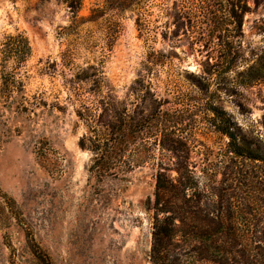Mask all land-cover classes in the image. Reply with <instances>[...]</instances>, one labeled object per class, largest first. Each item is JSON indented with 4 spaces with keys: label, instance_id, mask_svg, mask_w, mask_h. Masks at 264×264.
I'll use <instances>...</instances> for the list:
<instances>
[{
    "label": "rangeland",
    "instance_id": "374dc122",
    "mask_svg": "<svg viewBox=\"0 0 264 264\" xmlns=\"http://www.w3.org/2000/svg\"><path fill=\"white\" fill-rule=\"evenodd\" d=\"M200 1L133 0L95 19L105 0H0V52L5 37L17 33L32 47L21 65L0 54V190L21 214L17 224L0 200V264H40L29 250L31 236L51 264H152L161 207L155 175L177 178V163L187 162L201 193L193 204L214 208L235 169L212 110L264 140V0L249 3L229 73ZM209 1L216 13L217 0ZM250 66L257 80L241 86L240 73ZM137 80L162 101L161 130L171 135L145 136L155 144L154 160L124 177L91 176L93 155L79 147L85 127L76 112L95 109L96 81L103 83L99 97L139 101L131 96ZM41 147L56 163L54 173L39 161Z\"/></svg>",
    "mask_w": 264,
    "mask_h": 264
},
{
    "label": "trees",
    "instance_id": "16d2710c",
    "mask_svg": "<svg viewBox=\"0 0 264 264\" xmlns=\"http://www.w3.org/2000/svg\"><path fill=\"white\" fill-rule=\"evenodd\" d=\"M251 1L257 4V0H217L220 9L216 13L209 11L211 1H200L204 24L218 33L225 73L231 72L238 63L237 46L243 35L244 18L251 11ZM132 2L105 0V9L95 10L94 18L103 17L108 8L126 10ZM176 10L180 25H184L182 10L178 6ZM2 46L0 54L4 63L12 61L21 65L32 56L31 43L23 33L5 37ZM240 75V84L244 87L257 80L254 66ZM5 81L8 80L5 78ZM95 83L94 94L98 98L95 109L76 112L85 127L79 147L93 155L89 167L91 176L120 179L135 167L154 160L151 155L154 143L144 137L149 136L147 140L156 138L155 130L163 133L162 137L171 135L161 130L167 113L163 111L162 101L154 100L156 95L144 81L137 80L138 86L131 92V96L140 98L139 101L99 97L103 83ZM212 112L215 123L219 121L217 130L228 139L226 155L235 172L230 173V180L227 179L229 186H222L213 209L193 204L201 193L197 192L187 162L176 164L177 178L162 170L155 175L156 204L161 207L152 233V264H264V209L260 205L264 202V140L251 130L236 126L217 109ZM37 157L45 164L43 168L47 172L54 173L50 167L55 170L56 163L43 147L38 150ZM233 191L237 194H229ZM0 200L3 201L2 210L8 209L10 204L12 218L18 224L21 214L15 213V202L1 190ZM27 242L40 264H51L48 254L33 236L27 238Z\"/></svg>",
    "mask_w": 264,
    "mask_h": 264
}]
</instances>
